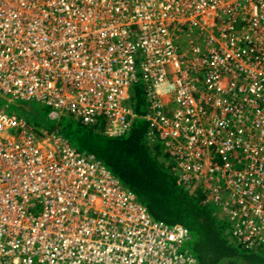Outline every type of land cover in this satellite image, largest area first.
Returning <instances> with one entry per match:
<instances>
[{"label": "built area", "instance_id": "obj_1", "mask_svg": "<svg viewBox=\"0 0 264 264\" xmlns=\"http://www.w3.org/2000/svg\"><path fill=\"white\" fill-rule=\"evenodd\" d=\"M150 144L264 250V0H0V95ZM133 92V91H132ZM102 161L0 112V264H198Z\"/></svg>", "mask_w": 264, "mask_h": 264}, {"label": "trees", "instance_id": "obj_2", "mask_svg": "<svg viewBox=\"0 0 264 264\" xmlns=\"http://www.w3.org/2000/svg\"><path fill=\"white\" fill-rule=\"evenodd\" d=\"M132 91L128 103L136 118L122 136L107 135L105 119L84 125L80 120L63 116L72 118L86 135L82 149L64 139L79 152L87 151L89 155H85L102 161L147 207L153 219L185 226L191 237L187 246L198 264H264L262 248H247L233 240L230 224L219 217L214 204L204 202L202 189H189L180 181L168 155L162 151L163 142L149 143V123L144 118L148 109L145 90L143 85L136 84ZM29 126L38 136L60 134L58 126L52 130L30 123Z\"/></svg>", "mask_w": 264, "mask_h": 264}, {"label": "rangeland", "instance_id": "obj_3", "mask_svg": "<svg viewBox=\"0 0 264 264\" xmlns=\"http://www.w3.org/2000/svg\"><path fill=\"white\" fill-rule=\"evenodd\" d=\"M134 87L131 88L130 94ZM0 112L24 117L32 126H38L40 128L44 127L52 130L54 127L58 126L60 134L57 133L61 135V137L67 139L72 146L78 149L83 148L82 142L85 140L86 135L84 131L79 129L76 122L70 117L53 119L51 117L52 110L36 100L10 101V97L4 98L0 95ZM83 153L88 154L87 151Z\"/></svg>", "mask_w": 264, "mask_h": 264}, {"label": "bare ground", "instance_id": "obj_4", "mask_svg": "<svg viewBox=\"0 0 264 264\" xmlns=\"http://www.w3.org/2000/svg\"><path fill=\"white\" fill-rule=\"evenodd\" d=\"M143 92V91H142ZM142 94V93H141ZM134 96V95H133ZM131 99V98H130ZM132 100H130V102H131ZM130 104V103H129ZM134 109H136V108H134ZM138 111H139V109H138ZM140 112V111H139Z\"/></svg>", "mask_w": 264, "mask_h": 264}]
</instances>
